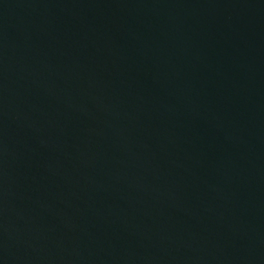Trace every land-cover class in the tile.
Instances as JSON below:
<instances>
[{"label": "water", "instance_id": "95a60500", "mask_svg": "<svg viewBox=\"0 0 264 264\" xmlns=\"http://www.w3.org/2000/svg\"><path fill=\"white\" fill-rule=\"evenodd\" d=\"M0 264H264V0H0Z\"/></svg>", "mask_w": 264, "mask_h": 264}]
</instances>
